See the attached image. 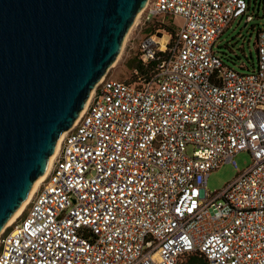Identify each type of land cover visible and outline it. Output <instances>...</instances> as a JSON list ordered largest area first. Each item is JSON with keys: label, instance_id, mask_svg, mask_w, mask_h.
Masks as SVG:
<instances>
[{"label": "built area", "instance_id": "obj_1", "mask_svg": "<svg viewBox=\"0 0 264 264\" xmlns=\"http://www.w3.org/2000/svg\"><path fill=\"white\" fill-rule=\"evenodd\" d=\"M246 0H147L138 18L179 20L145 36L135 81L103 78L67 131L26 209L0 235V264H264V28L257 65L236 72L213 52ZM138 24V26H139ZM243 69V67H240ZM137 75V74H136ZM251 165L206 193L220 166Z\"/></svg>", "mask_w": 264, "mask_h": 264}, {"label": "water", "instance_id": "obj_2", "mask_svg": "<svg viewBox=\"0 0 264 264\" xmlns=\"http://www.w3.org/2000/svg\"><path fill=\"white\" fill-rule=\"evenodd\" d=\"M146 3L0 0V235Z\"/></svg>", "mask_w": 264, "mask_h": 264}, {"label": "rangeland", "instance_id": "obj_3", "mask_svg": "<svg viewBox=\"0 0 264 264\" xmlns=\"http://www.w3.org/2000/svg\"><path fill=\"white\" fill-rule=\"evenodd\" d=\"M246 1L250 3L249 14L253 15V21L244 26V19L235 20L218 38L212 49L217 56L223 59V63L226 66L240 73L252 71L256 67V33L257 30L264 28V0ZM139 22H141L140 19L131 27L118 59L114 63L115 65L109 68L104 78L129 82L135 81V70L132 67L138 62L139 42L149 34V31H146L148 26L153 23L157 25L163 23L167 27L171 26L176 29L177 25H180L179 20L174 21L163 17L157 18L153 23L145 26H141L142 24H139ZM159 33L168 36L163 31H159ZM240 67H243V69ZM234 159L238 169L235 170L230 164H225L212 171L208 176L206 187L203 189L204 192L212 194L221 191L240 172L245 171L251 165L250 156L246 152L237 154Z\"/></svg>", "mask_w": 264, "mask_h": 264}, {"label": "trees", "instance_id": "obj_4", "mask_svg": "<svg viewBox=\"0 0 264 264\" xmlns=\"http://www.w3.org/2000/svg\"><path fill=\"white\" fill-rule=\"evenodd\" d=\"M248 4L250 5L249 2H248ZM156 25L157 24L153 23V24L148 26L149 29L148 28L146 29V31H149L148 35H154L156 32L163 31V32L167 33L168 36H170L172 39L174 38V35H175L176 31H177V28L175 29L174 27H171V26L167 27L163 23L159 24L157 26ZM163 57L164 56L162 54H158L157 55L158 60L154 61V62H151V63L147 64L146 66H143L138 61L136 63V65H134L132 67V69L135 70V78H137V76H139V77H142L144 79H147L148 76H150L153 72H155L156 68L158 67V65L161 62V59ZM183 264H206V263H205L204 259L202 257H200L199 255L192 254V255H187L184 258Z\"/></svg>", "mask_w": 264, "mask_h": 264}, {"label": "bare ground", "instance_id": "obj_5", "mask_svg": "<svg viewBox=\"0 0 264 264\" xmlns=\"http://www.w3.org/2000/svg\"><path fill=\"white\" fill-rule=\"evenodd\" d=\"M141 12H142V11H141ZM141 12H140V13H141ZM140 15H141V14L138 13V15H137L136 18H135L134 24L137 22V20H138V18H139ZM134 24H133V25H134ZM129 31H130V30H129ZM126 37H127V36H126ZM126 37H125V39H124V42H125V40H126ZM155 39H156V41H160V42H161V39L166 40V39H168V38H167V36H166L165 34L157 33ZM124 42H123V45H124ZM123 45H122V47H123ZM117 59H118V58H117ZM116 61H117V60H116ZM116 61H115L114 63H116ZM114 63H113V66L115 65ZM102 80H103V78H102L100 81H102ZM92 92H93V91H92ZM92 92H91V94H90V96H89V99H88V101H87V103H86L84 109L82 110L81 114L79 115V118L81 117V115H83V113H84V111H85V109H86V107H87V105H88V102H89V100H90V98H91ZM79 118H78V119H79ZM64 135H65V133L61 135V137L59 138V140H58V142H57V145H56L55 151H54L52 157L50 158V161H49V164H48V167H47L46 172H45L44 175H43L41 178H39V180L34 184V186H33L32 190H31V192H30L28 198H27L26 201L22 204V206L20 207V209L18 210V212H17V213L15 214V216L12 218V220L9 221V222L4 226L2 232L4 231V229H6V228L9 227L10 225H12V224L16 221V219H17V218L23 213V211L26 209V207H27V205H28V203H29V201H30L32 195L34 194V192L36 191V189L38 188V186L41 184V182L45 179V177H46V175H47V172H48V169H49V167H50V164L52 163V160H53V158L55 157V155H56V153H57V150H58V148H59V145H60V143H61V141H62Z\"/></svg>", "mask_w": 264, "mask_h": 264}]
</instances>
